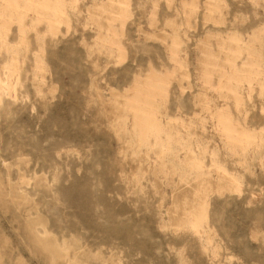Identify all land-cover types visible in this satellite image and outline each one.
<instances>
[{
	"label": "rangeland",
	"instance_id": "374dc122",
	"mask_svg": "<svg viewBox=\"0 0 264 264\" xmlns=\"http://www.w3.org/2000/svg\"><path fill=\"white\" fill-rule=\"evenodd\" d=\"M0 264H264V0H0Z\"/></svg>",
	"mask_w": 264,
	"mask_h": 264
},
{
	"label": "bare ground",
	"instance_id": "6f19581e",
	"mask_svg": "<svg viewBox=\"0 0 264 264\" xmlns=\"http://www.w3.org/2000/svg\"><path fill=\"white\" fill-rule=\"evenodd\" d=\"M152 88H153V87H152ZM148 98H149V97H148ZM149 99H150V98H149ZM143 101H144V100H143ZM139 109H140V108H139ZM138 114H139V112H138ZM137 118H138V117H137ZM138 119H139V118H138ZM145 125H146V124H145ZM152 125H153V124H152ZM151 128H153V127H151ZM148 130H149V129H148ZM148 130H147V131H148ZM152 130H153V129H152ZM152 130H149V131H152ZM149 131H148V132H149ZM144 133H145V132H144ZM146 134H147V133H146ZM146 134H145V135H146ZM143 135H144V134H143ZM146 138H147V136H146ZM200 201H201V200H200ZM203 201H204V200H202V202H203ZM198 202H199V201H198ZM203 204H204V202H203ZM191 206H192V205H191ZM191 208H192V207H191ZM194 208H195V207H194ZM203 208H204V207H203ZM194 210H195V209H194ZM186 211H187V210H186ZM192 211H193V210H192ZM184 212H185V211H184ZM189 212H191V211H189ZM195 212H196V211H195ZM195 212H194V213H195ZM194 213H193V214H194ZM198 213H199V212H198ZM191 214H192V213H191ZM191 214H190V215H191ZM195 214H197V213H195ZM195 214H194V216H195ZM184 216H185V213H184ZM186 219H189V218L186 217ZM184 220H185V219H184ZM190 221H191V220H190ZM185 222H186V220H185Z\"/></svg>",
	"mask_w": 264,
	"mask_h": 264
}]
</instances>
